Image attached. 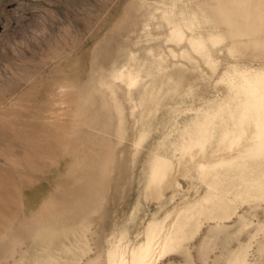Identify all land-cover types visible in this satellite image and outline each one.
I'll use <instances>...</instances> for the list:
<instances>
[{"label": "rangeland", "instance_id": "rangeland-1", "mask_svg": "<svg viewBox=\"0 0 264 264\" xmlns=\"http://www.w3.org/2000/svg\"><path fill=\"white\" fill-rule=\"evenodd\" d=\"M263 66L264 0H0V264H110L149 221L170 226L208 192L200 167L238 148L181 144L228 98V76ZM158 155L171 166L152 182ZM183 228L153 264H228L243 248L264 262V197L208 205Z\"/></svg>", "mask_w": 264, "mask_h": 264}, {"label": "bare ground", "instance_id": "bare-ground-1", "mask_svg": "<svg viewBox=\"0 0 264 264\" xmlns=\"http://www.w3.org/2000/svg\"><path fill=\"white\" fill-rule=\"evenodd\" d=\"M197 24L198 20L194 15L185 22L186 27L190 30H193ZM182 32L181 26H177L173 30L175 37H181ZM191 43L198 50L205 47V42L202 39H194ZM132 73L134 75L129 72L127 74L121 72L120 75L118 73L117 75L126 76L129 82L136 83V76L139 72L138 74L136 72V76L135 72ZM226 81L230 92L228 98L218 103L216 108L204 113L203 117L196 122L188 139L181 144V148L183 152H190L194 147L203 149L207 142L216 135L219 144L232 149L238 147L237 154L201 166V174L209 175L211 178L208 192L185 209L170 226L167 225L168 227H165L161 221V223L155 220L149 221L145 227L144 239L137 245L131 246L130 250L117 241L118 243H115L108 252L110 264H153L152 258L155 259V257L152 256L155 248L158 247V252L163 253L179 244L183 237L185 222L201 208L208 205L219 206L230 198L251 195L264 197V167L257 165L264 160V66L252 70H235L227 77ZM128 91L131 90L128 89ZM217 123L222 124L218 134L215 131ZM170 166V160L159 155L156 156L150 167L151 181L160 182ZM223 182L233 183L232 191L229 188H223ZM231 195L233 197H229ZM175 250L177 249L175 248ZM154 256L156 255L154 254ZM228 264H250L246 249L238 250Z\"/></svg>", "mask_w": 264, "mask_h": 264}]
</instances>
